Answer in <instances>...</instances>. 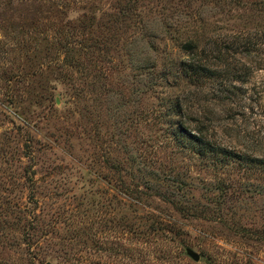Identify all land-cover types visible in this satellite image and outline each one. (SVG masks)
Returning <instances> with one entry per match:
<instances>
[{
	"label": "rangeland",
	"instance_id": "1",
	"mask_svg": "<svg viewBox=\"0 0 264 264\" xmlns=\"http://www.w3.org/2000/svg\"><path fill=\"white\" fill-rule=\"evenodd\" d=\"M0 264H264V0H0Z\"/></svg>",
	"mask_w": 264,
	"mask_h": 264
},
{
	"label": "trees",
	"instance_id": "2",
	"mask_svg": "<svg viewBox=\"0 0 264 264\" xmlns=\"http://www.w3.org/2000/svg\"><path fill=\"white\" fill-rule=\"evenodd\" d=\"M184 49L191 53L194 52L196 47L193 42L187 43L184 46ZM199 60V59H198ZM195 58L188 59L183 63L182 66V73L181 75L189 82V84H202L201 87H203V84L207 81L205 80L204 83L200 82L201 79H210L211 75H217L216 69L218 67H214V64H210L208 61H198ZM214 67V69H212ZM213 73V74H212ZM216 73V74H215ZM211 76V77H210ZM238 81L240 78H237ZM231 89L235 90L236 88L234 86H230ZM168 103V102H167ZM179 107V111L182 112V120L179 123V129H177V132L175 131L174 137L178 143L182 142L185 144H190V151L194 154H199L202 156H205L207 151H210L211 153H217L221 152L225 155L229 154L226 150H221L218 148L213 147V144L209 141H207L206 137L207 135L203 133V131L199 128H191L190 123L185 119V112H188V110H183V102H169L167 104V110L165 118L172 117V114H174L177 111V108ZM162 113V112H161ZM172 113V114H171ZM197 127V126H196ZM198 129V130H196ZM195 131V132H194ZM29 168L26 167L25 175L27 176V180L30 183H35L34 180V173H29Z\"/></svg>",
	"mask_w": 264,
	"mask_h": 264
},
{
	"label": "water",
	"instance_id": "3",
	"mask_svg": "<svg viewBox=\"0 0 264 264\" xmlns=\"http://www.w3.org/2000/svg\"><path fill=\"white\" fill-rule=\"evenodd\" d=\"M191 258L196 261V262H199L200 261V257L199 255L195 254V253H191L190 254Z\"/></svg>",
	"mask_w": 264,
	"mask_h": 264
}]
</instances>
